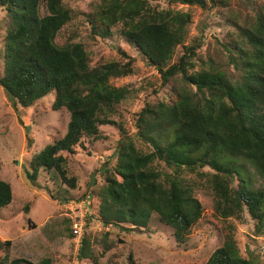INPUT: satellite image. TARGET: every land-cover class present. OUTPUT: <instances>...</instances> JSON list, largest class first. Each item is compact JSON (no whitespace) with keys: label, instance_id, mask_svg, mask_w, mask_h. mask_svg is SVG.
I'll return each mask as SVG.
<instances>
[{"label":"trees","instance_id":"obj_1","mask_svg":"<svg viewBox=\"0 0 264 264\" xmlns=\"http://www.w3.org/2000/svg\"><path fill=\"white\" fill-rule=\"evenodd\" d=\"M158 1L167 7L153 5ZM258 3L101 0L86 17L91 35L108 38L117 28L173 97L172 102L144 103L135 115L136 132L129 135L114 118L131 91L110 80L133 74L135 60L118 51L124 63L91 64L80 43L58 44L57 35L72 20L64 0H0L5 17L0 87L24 109L52 94L50 109H65L69 115L65 135L31 157L27 179L35 182L43 172L55 184L75 189L76 179L67 177L66 157L84 141L102 139V126L115 125L120 133L116 163L94 192L104 226L146 229L154 216L183 244L202 215L196 192L206 188L220 220L241 221L246 211L255 222L253 233L261 236L264 191L252 187L247 170L252 166L264 180V3ZM177 5L219 13L228 31L201 55L204 41L184 45L192 15L171 8ZM178 47L182 53L172 63ZM11 200V186L0 177V209ZM228 228L222 246L204 264H257L241 256L235 226ZM10 246V241H0V264H32L23 258L10 261ZM77 255L96 264L86 238ZM128 259L133 264L131 256Z\"/></svg>","mask_w":264,"mask_h":264},{"label":"rangeland","instance_id":"obj_2","mask_svg":"<svg viewBox=\"0 0 264 264\" xmlns=\"http://www.w3.org/2000/svg\"><path fill=\"white\" fill-rule=\"evenodd\" d=\"M256 1L264 3V0ZM64 2L71 9L72 20L57 35L58 44L66 41L80 43L87 50L91 64L109 61L124 63L118 51L135 60L133 74L110 80L111 85L131 91L128 102L114 120L122 124L129 135H133L136 132L135 115L144 103L157 100L172 102L173 97L170 98L165 88L160 86L158 72L145 63L119 35L117 28L111 30L112 35L108 38L91 35L86 17L95 12L101 0ZM153 5L167 7L163 1ZM171 8L191 13L192 23L184 45H190L193 40L204 41L198 51L201 55L207 48L215 47L214 38L221 40L228 31L219 13L181 5ZM4 18V13L0 12V49ZM181 53L182 47H178L172 63ZM52 101L53 95L50 94L33 107L24 109L0 87V177L12 189L11 203L0 209V241L11 242L10 261L23 258L32 264L43 260H49V264H95L91 259L78 258L79 247H76L74 237L70 236L72 221L83 213L84 227L79 240H89L96 264H130V256L133 264H204L212 252L222 246L229 233L228 226H235L241 256L252 259L253 263L264 264V232L259 237L253 233L255 222L246 211L241 221L220 220L206 188L196 192L195 197L203 211L183 244L175 241L173 231L159 225L154 216L146 229L133 228L128 224L104 226L98 216L100 202L94 192L101 188L103 174L112 171L116 163L115 151L120 133L115 125L102 126V139L84 141L82 146L75 148L73 155L66 157L67 177L76 179L75 189L55 184L43 172L35 182L29 181L26 172L31 157L66 133L69 115L65 109L53 112L50 109ZM247 170L252 187L264 191V180L254 173L252 166H247ZM185 175L187 178L195 177L193 174ZM68 196L71 198L66 201ZM27 208L28 212H25ZM3 254L0 251V259Z\"/></svg>","mask_w":264,"mask_h":264},{"label":"built area","instance_id":"obj_3","mask_svg":"<svg viewBox=\"0 0 264 264\" xmlns=\"http://www.w3.org/2000/svg\"><path fill=\"white\" fill-rule=\"evenodd\" d=\"M83 227H84V216H83V213H82L80 216H78L77 218H75L73 220L72 227H71L72 228V233H73V236H74V243L76 244L77 248L80 245L79 238L81 236Z\"/></svg>","mask_w":264,"mask_h":264}]
</instances>
